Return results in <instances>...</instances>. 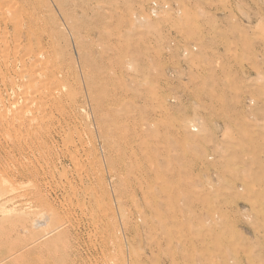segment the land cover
Instances as JSON below:
<instances>
[{"label":"rangeland","instance_id":"obj_1","mask_svg":"<svg viewBox=\"0 0 264 264\" xmlns=\"http://www.w3.org/2000/svg\"><path fill=\"white\" fill-rule=\"evenodd\" d=\"M12 3L81 93L38 131L0 113L1 263L264 264V0Z\"/></svg>","mask_w":264,"mask_h":264},{"label":"bare ground","instance_id":"obj_2","mask_svg":"<svg viewBox=\"0 0 264 264\" xmlns=\"http://www.w3.org/2000/svg\"><path fill=\"white\" fill-rule=\"evenodd\" d=\"M6 2L3 3V1L0 0V74L2 76L3 84L4 85L6 84L7 87H10V88H7V91L8 92L12 91V94L14 95L15 98L17 97V99H15V100L13 99V101L10 100V101L6 102L7 100L0 98V113H3L5 111H8L7 113H10V115L8 114V116H11L9 118H7L6 113H5L6 115L3 116V117L7 118V119L5 118V122H7V124H9V125L15 126L18 123L19 127H20V125H22V126L26 125L25 124V122H26V123H28L26 125L28 127L26 131H28V129L33 130L34 128H35V130L38 131V130L43 129L45 126V123H39V120H38V117H39L41 110L46 109V105L47 106L49 105L48 109H50V107H51V108H55L56 110L59 111L58 108H60V106H61V109H62L61 110V116H62L61 118L63 121L65 120V122H67V119H69L71 116H73V114L78 112V108L80 107L78 100H79V96H80L81 92L77 91L75 89L74 85H70V83L67 80L68 75L64 71V69L61 68L59 65H56L53 63L54 62L53 61V55L55 53L54 40H53L54 39V31L51 29L50 20L48 21V19L45 17L42 18L38 13H31V12L27 13V12H25V10L23 8H21L19 4L18 5L13 4L15 2L12 3V0L10 1L11 3H6ZM5 3L7 5L9 4V6L6 7ZM11 4H13V6H10ZM59 9H61V8H59ZM65 28H66V26H65ZM45 39H47V40L49 39V44H48V42L46 43V45L48 44L49 46H46V45L43 46L42 45L44 43ZM35 44H36V46H35ZM74 45H76V44H74ZM63 65H65V64H63ZM259 83L261 84V81ZM40 85H41V87H39ZM39 88H43V90L42 89L39 90ZM19 90H20L21 95H19V92H18ZM94 106H95V104H94ZM64 107L70 108L71 111L65 110ZM62 112H63V114H62ZM51 115L54 117L53 114H51ZM68 116H69V118H68ZM46 117H47V115H46ZM34 120H37L38 122L37 121L34 122ZM3 122L4 121H2L0 123L1 130L3 127L2 126ZM12 126H11V128H12ZM26 126L25 127L23 126L24 129L26 128ZM195 126H196V124H195ZM5 127H7V126H5ZM7 129L8 128H5V133H6V131L9 132ZM9 130H12V129H9ZM31 130H29V131H31ZM227 130L228 131H226V132L230 133V130L229 129H227ZM14 132H16V131H14ZM5 133H3V134H5ZM10 133L11 132H9V134ZM34 133H32V134H34ZM30 134H31V132H30ZM30 134L28 136L32 135V134L31 135ZM23 137L24 136L22 135L21 139H23ZM79 139H80V137H79ZM27 140H28V138H27ZM21 144H23V143H21ZM24 145H26V144H24ZM29 146L31 147L32 143H29L28 147ZM34 146H35V144L33 143L32 147H34ZM26 166L28 167L29 165H26ZM30 166H32V165H30ZM2 171H5V170L3 169ZM0 173L2 174V172H0ZM30 173H31V171H30ZM26 174H28V173L26 172ZM0 177L3 179V181L0 182L2 184V185L0 184L1 185L0 189L2 188V190H3V189H8V188L12 187V185H11L12 182L10 183V181L8 179L9 177L6 178L5 175L0 176ZM11 177H13V176H11ZM250 178H251V176H250ZM10 180H12V179H10ZM109 182H110V180H109ZM219 182L220 181L218 180V183ZM213 184H215V183H213ZM206 186H207V184H206ZM250 187H252V186H250ZM11 190L14 191L16 189L12 188ZM245 191H246V189H245ZM9 192H7V193H9ZM2 193L3 192H1V194ZM11 194H13V193H11ZM5 205H6L5 202H4V204L0 203V212L4 213V215L7 213H8V215L14 214L16 212L18 213L17 208L16 209L15 208H8ZM213 210H215V209H213ZM260 212L263 213L262 211H260ZM50 215H52V214H50ZM24 216H26V215L24 214ZM41 216H43V215H41ZM41 216H39V217H41ZM46 216H48V215H46ZM46 216H45V218H42V219L41 218L36 219L33 222L35 229L40 227V229L42 228V230L45 231L43 233V235L40 237L42 239H46V238L52 236L53 232L55 231V229H54V231L48 229L49 228L48 222L50 221V219L48 220L47 219L48 217H46ZM1 221H0V224L2 223ZM12 223H13V221H12ZM50 223H52V222H50ZM18 224H19V222H18ZM209 224H210V221H209ZM0 227H1V229H3L2 226H0ZM23 228L24 227H22V229ZM13 229L11 230V232L14 231ZM59 229H60V227H59ZM194 229H196V228H194ZM197 229H199V228H197ZM4 235H6V234H4ZM39 246H40V244H39ZM22 253L14 254L13 257L11 256L13 264H25L24 254L21 255ZM1 262H2V260H0V264L3 263V262L2 263Z\"/></svg>","mask_w":264,"mask_h":264}]
</instances>
